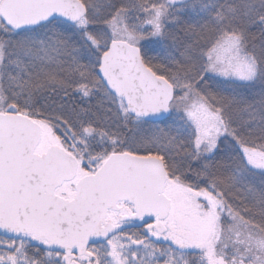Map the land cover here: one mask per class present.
I'll return each mask as SVG.
<instances>
[{
	"label": "snow or ice",
	"instance_id": "6c2138e0",
	"mask_svg": "<svg viewBox=\"0 0 264 264\" xmlns=\"http://www.w3.org/2000/svg\"><path fill=\"white\" fill-rule=\"evenodd\" d=\"M0 264H264V0H0Z\"/></svg>",
	"mask_w": 264,
	"mask_h": 264
}]
</instances>
